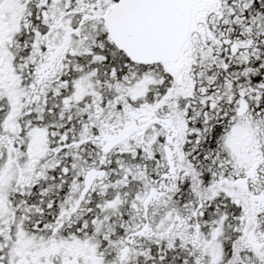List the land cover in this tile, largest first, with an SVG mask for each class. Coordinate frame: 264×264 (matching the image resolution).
Listing matches in <instances>:
<instances>
[{"label": "snow or ice", "instance_id": "1", "mask_svg": "<svg viewBox=\"0 0 264 264\" xmlns=\"http://www.w3.org/2000/svg\"><path fill=\"white\" fill-rule=\"evenodd\" d=\"M0 264H264V0H0Z\"/></svg>", "mask_w": 264, "mask_h": 264}]
</instances>
